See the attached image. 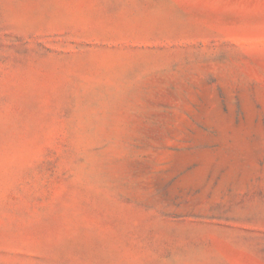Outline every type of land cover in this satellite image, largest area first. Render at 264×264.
I'll use <instances>...</instances> for the list:
<instances>
[{"label":"rangeland","instance_id":"1","mask_svg":"<svg viewBox=\"0 0 264 264\" xmlns=\"http://www.w3.org/2000/svg\"><path fill=\"white\" fill-rule=\"evenodd\" d=\"M0 264H264V0H0Z\"/></svg>","mask_w":264,"mask_h":264}]
</instances>
